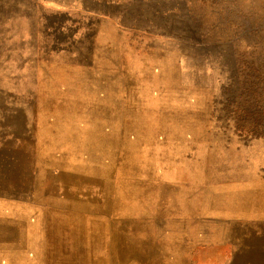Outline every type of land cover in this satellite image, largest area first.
<instances>
[{
    "label": "rangeland",
    "instance_id": "374dc122",
    "mask_svg": "<svg viewBox=\"0 0 264 264\" xmlns=\"http://www.w3.org/2000/svg\"><path fill=\"white\" fill-rule=\"evenodd\" d=\"M0 7L20 20L0 21V56L21 60V105L47 91V106L83 103L97 136L118 137L113 200L83 211L104 239L120 234L111 264H241L243 240L257 244L243 263L264 257V0Z\"/></svg>",
    "mask_w": 264,
    "mask_h": 264
},
{
    "label": "bare ground",
    "instance_id": "6f19581e",
    "mask_svg": "<svg viewBox=\"0 0 264 264\" xmlns=\"http://www.w3.org/2000/svg\"><path fill=\"white\" fill-rule=\"evenodd\" d=\"M14 17L20 21L0 11L1 22ZM4 42L2 38L0 47L6 50ZM20 62L13 54L0 56V264H94L95 257V264H111L107 256L118 249L120 234L113 230L104 233V239L102 225L84 217L83 211L104 208L113 200L117 189H111L110 174L115 149L110 147L118 137L97 136L96 112L83 103L47 106V91L36 90L30 109L20 105V82L27 83ZM11 85L14 94L8 90ZM21 178L32 187L4 189L5 181ZM243 242L234 251H242L241 264H247L243 261L257 244ZM216 254L210 262L227 263ZM256 264H264V257Z\"/></svg>",
    "mask_w": 264,
    "mask_h": 264
},
{
    "label": "crops",
    "instance_id": "0c3cea01",
    "mask_svg": "<svg viewBox=\"0 0 264 264\" xmlns=\"http://www.w3.org/2000/svg\"><path fill=\"white\" fill-rule=\"evenodd\" d=\"M9 90V92L11 93V94H14L15 93V91H13V90H11V89H8ZM18 95V94H17ZM19 96V95H18ZM14 99V96H12L11 97V99L10 100H13ZM19 100H20V96H19ZM19 103H20V101H19ZM21 105V104H20ZM31 108V106H28V109H30ZM264 231V220H263V230H262V232Z\"/></svg>",
    "mask_w": 264,
    "mask_h": 264
}]
</instances>
